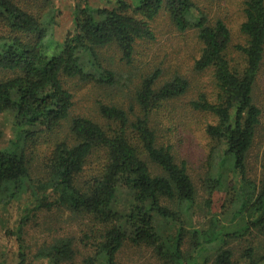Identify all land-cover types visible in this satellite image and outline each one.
<instances>
[{
	"label": "trees",
	"instance_id": "1",
	"mask_svg": "<svg viewBox=\"0 0 264 264\" xmlns=\"http://www.w3.org/2000/svg\"><path fill=\"white\" fill-rule=\"evenodd\" d=\"M56 1L0 0V71L12 74L0 79V121L12 118L14 136L3 145L0 127V204L23 210L12 232L18 263L29 264L33 253L28 222L57 211L78 220L80 233H47L34 254L47 264H119L127 248L149 250V264H264V159L260 181L248 169L262 113L254 92L264 62V0L243 2L246 42L236 46L237 60L228 55L227 24L210 21L193 0H115L106 7L75 0L63 41ZM163 11L179 33L196 34L193 69L211 72V89L192 94L185 73L156 65L126 108L100 104L107 126L70 119L74 97L62 78L118 86L102 51L115 46L132 64L138 43L156 39L152 22ZM186 96L187 140L193 116L208 141L201 204L173 142L183 134L170 104ZM68 121V135L58 138ZM38 144L48 148L43 180L30 168ZM201 214L206 225L195 222Z\"/></svg>",
	"mask_w": 264,
	"mask_h": 264
},
{
	"label": "rangeland",
	"instance_id": "2",
	"mask_svg": "<svg viewBox=\"0 0 264 264\" xmlns=\"http://www.w3.org/2000/svg\"><path fill=\"white\" fill-rule=\"evenodd\" d=\"M87 0H81V2ZM99 5L114 6L115 0H88ZM130 1V0H128ZM194 3L202 8L209 16L210 21H224L229 27L233 41L229 50V58L237 60L236 46L244 44L246 37L241 32L242 23L245 20L243 11L244 0H193ZM80 2V3H81ZM75 0L56 1L55 6L61 10V15L58 16L57 39L63 41L66 32L72 27L73 10ZM152 26L155 32L156 39L154 41H140L136 47V54L132 64H127L121 60V53L115 47H109L102 51V57L105 66L114 70L117 74L118 86L103 87L94 83H86L77 78L63 77L64 86L73 94L74 107L70 114V119L84 117L93 120L95 123L105 127L106 120L100 113V104H118L125 108L130 104L129 96H132L137 91L140 85L142 76H145L150 69L155 66H163L168 69L169 73H174L175 70H180L185 73L192 85V94L205 90L208 92L211 89L212 77L211 72L198 74L193 69V60L198 56L197 52L200 49V42L193 32L181 34L173 26L166 11H163L153 22ZM12 76L9 72L0 71V79H7ZM254 98L256 105L261 110L260 125L257 128L256 137L253 148L248 159L249 176L257 181L261 178V166L264 159V62L261 67L260 75L257 80ZM189 97L174 101L170 104L171 110L176 118L181 122V132L183 139L177 142L173 138L175 151L178 161H186L190 174L195 182L198 190L199 203H203V199H207L204 180L206 179L208 156L205 152L208 141L200 131L201 119L191 117L192 121V136L187 140V102ZM171 113H168L170 115ZM194 115V114H193ZM197 116V115H196ZM12 118L3 117L0 121V127L5 130L4 144H9L14 139L12 129ZM154 121L157 119L154 118ZM160 121V119H159ZM203 122V121H202ZM69 121L62 128V133L58 138H65L68 135L66 127ZM162 124L159 123V125ZM162 128V126H158ZM166 134V132H165ZM54 137V135H53ZM57 137V136H55ZM30 151L31 158L34 162L31 165V173L34 177L44 179V159L47 154V146L36 145ZM95 159H93L94 161ZM43 177V178H42ZM21 203H25V198ZM18 203L12 206H4L0 204V264H19L17 259V246L14 233L20 216L23 213ZM196 217L195 222L199 225H206L209 218ZM65 219L66 222L63 220ZM224 224H226L224 222ZM79 224L77 221L69 220L68 215L62 217L59 212L51 213L43 212L39 217L28 222L26 227V238L32 247L33 253L29 264H47L44 259H36L34 256L36 248H39L44 243V237L50 234L54 238L63 236L79 237ZM51 240V239H49ZM150 251L144 248H127L119 258V264H149Z\"/></svg>",
	"mask_w": 264,
	"mask_h": 264
}]
</instances>
